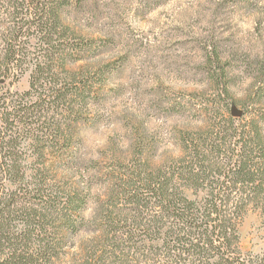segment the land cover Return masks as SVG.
<instances>
[{"label": "trees", "instance_id": "1", "mask_svg": "<svg viewBox=\"0 0 264 264\" xmlns=\"http://www.w3.org/2000/svg\"><path fill=\"white\" fill-rule=\"evenodd\" d=\"M84 2L0 0V264H264L240 236L264 210V111L225 89L158 158L136 141L94 167L92 200L81 130L112 67L87 62L105 41L82 29Z\"/></svg>", "mask_w": 264, "mask_h": 264}, {"label": "rangeland", "instance_id": "2", "mask_svg": "<svg viewBox=\"0 0 264 264\" xmlns=\"http://www.w3.org/2000/svg\"><path fill=\"white\" fill-rule=\"evenodd\" d=\"M78 14L84 32L105 41L87 62L112 67L94 121L81 130L92 200L104 192L94 167L136 141L158 158L176 128L198 124L224 89L238 108L264 111V0H85ZM7 86L27 89L28 73ZM240 236L244 249L264 248V210L245 215Z\"/></svg>", "mask_w": 264, "mask_h": 264}, {"label": "water", "instance_id": "3", "mask_svg": "<svg viewBox=\"0 0 264 264\" xmlns=\"http://www.w3.org/2000/svg\"><path fill=\"white\" fill-rule=\"evenodd\" d=\"M231 113L234 116H238L240 114V111L233 106L231 109Z\"/></svg>", "mask_w": 264, "mask_h": 264}]
</instances>
